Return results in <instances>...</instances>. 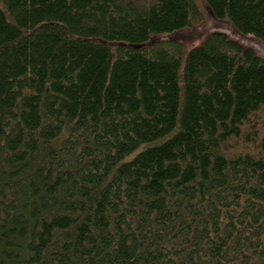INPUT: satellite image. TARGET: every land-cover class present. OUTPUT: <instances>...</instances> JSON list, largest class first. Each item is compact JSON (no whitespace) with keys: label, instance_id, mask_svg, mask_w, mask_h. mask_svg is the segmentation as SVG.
<instances>
[{"label":"trees","instance_id":"trees-1","mask_svg":"<svg viewBox=\"0 0 264 264\" xmlns=\"http://www.w3.org/2000/svg\"><path fill=\"white\" fill-rule=\"evenodd\" d=\"M264 0H0V264H264Z\"/></svg>","mask_w":264,"mask_h":264},{"label":"rangeland","instance_id":"rangeland-1","mask_svg":"<svg viewBox=\"0 0 264 264\" xmlns=\"http://www.w3.org/2000/svg\"><path fill=\"white\" fill-rule=\"evenodd\" d=\"M214 31L225 33L229 38L252 49L264 58V44L260 40L252 35L240 34L226 19H217L210 15L202 23L186 26L171 34L162 35L160 38L167 37L178 40L183 45L184 54H186L192 47L200 45Z\"/></svg>","mask_w":264,"mask_h":264}]
</instances>
